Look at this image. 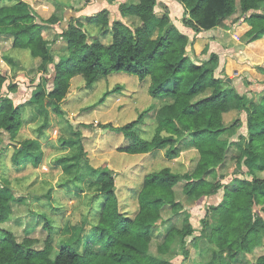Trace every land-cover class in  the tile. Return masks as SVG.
<instances>
[{"label":"trees","instance_id":"1","mask_svg":"<svg viewBox=\"0 0 264 264\" xmlns=\"http://www.w3.org/2000/svg\"><path fill=\"white\" fill-rule=\"evenodd\" d=\"M176 1L188 14L184 25L196 35L217 28L235 13L237 6V0ZM157 5L158 0H128L120 6L122 18L113 22L107 9L70 21L59 34L60 48L54 46L57 42L45 38L44 29L58 24L61 17L53 15L49 21L37 22L32 11L6 16L13 26L14 48L29 50L32 58L40 61V71L46 69L47 63L53 67V89L38 92L35 102L49 98L53 111L62 116L60 103L68 96L73 80L81 78L91 87L115 73L134 75L149 82V95L162 100V105L147 109L137 120L116 128L127 141L121 150L130 155L161 150L165 157L174 158L180 153L177 143L186 140L198 150L200 158L192 172L178 174L163 168L147 174L134 217L127 216L120 207L113 170H99L97 191L101 207L98 217L95 212L97 222L93 223L95 244L88 241L84 253L76 245L81 244L80 237L76 243L55 251L53 224L38 212L33 214L43 223L47 235L42 246L36 245L40 239L30 236L34 227L27 228L22 239L5 227L20 221L14 204L23 205L26 200L16 198L0 178V264H101V257L113 264H169L168 258L152 256L131 241H143L149 250L165 223L163 213L167 207L174 217H183L182 227L177 226L178 221L164 225L159 249H181L187 258L188 238L195 228L184 201L177 198L175 188L180 184L192 204L223 190V200L210 209L211 218L202 220L201 234L208 245L202 247V253L209 256L205 264H264V253L254 261L249 259L257 248L264 247V176L255 174L256 169L264 172V90L258 98L240 93L228 76H218L220 58L216 53L200 62V57L208 53V41L197 40L194 45L195 40H190L169 18L157 17ZM240 7L245 18L236 28V38L243 39L244 48L235 51L233 67L253 72L264 66V0H240ZM107 31L112 34L110 44L103 38ZM5 89L13 92L17 85L0 73V135H15L23 124L22 110ZM109 94L110 91L105 96ZM154 109L157 123L149 134L139 124ZM233 112L247 114V137L238 133L242 127L239 117L231 123L226 121L227 114ZM64 144L76 148L73 159L79 160L77 167L88 166L82 140L67 138ZM29 145L23 146V154H27ZM5 147L1 142L0 148ZM228 160L241 169L243 177L233 176L225 183L226 174L222 171ZM255 206H260L263 214H251ZM211 220L218 224H211ZM174 243L178 245L172 246Z\"/></svg>","mask_w":264,"mask_h":264},{"label":"rangeland","instance_id":"2","mask_svg":"<svg viewBox=\"0 0 264 264\" xmlns=\"http://www.w3.org/2000/svg\"><path fill=\"white\" fill-rule=\"evenodd\" d=\"M126 2L128 0H0V73L8 76L9 81L17 85L15 91L5 89V93L21 107L23 121L17 134L0 135V143L4 142L6 145L5 148H0V178L2 184L11 187L16 198L26 200V204H14L15 216H19L20 221H14L5 227L14 230L20 239L27 235V228L34 227L30 236L40 239L41 242L36 244L37 246H42L47 235L43 223L33 212L41 213L51 220L55 230L52 244L55 251L76 243L78 237L81 238V244L76 245L81 253L85 252L88 241L95 244L93 223L97 222L95 212L97 216L101 207L97 176L102 168L113 170L120 207L127 216L134 217L139 208L138 194L147 174L163 168H170L178 174L192 172L198 164L200 154L194 145L186 140L177 143L180 153L174 158L165 157L161 150L137 155H130L121 150L127 145V141L124 134L116 128L137 120L145 110L162 105V100L149 95V82L140 81L134 75L115 73L98 80L91 87L81 78L73 80L68 96L60 103L64 113L62 116L53 111L49 98L41 102L34 101L38 92H49L53 89V67L47 63L46 69L40 71V61L34 60L29 50L14 48L13 26L6 16L15 12L32 11L37 22L49 21L53 15L61 17L62 21L58 24L47 25L44 29L45 38L51 43L57 42L54 46L60 48L62 45L59 34L62 29L70 21L84 19L83 10L94 14L107 9L113 22L122 18L120 6ZM156 15L159 18H169L190 40H195L194 45L197 40H207L208 53L200 57L199 61L205 62L211 53H216L220 58L218 76H228L239 92L249 98L259 97L264 90V66L254 69L253 72L232 67L235 51L244 48L243 39L239 41L236 38V28L245 18L240 0H237L236 11L232 16L217 28L201 32L199 35L184 25L188 14L176 0H158ZM103 38L110 44L111 31H107ZM188 50L190 51V47ZM118 87L121 89H117ZM109 91L110 94L105 96ZM103 97L104 101L100 102ZM154 114L155 109L139 124L149 134L153 130L152 126L157 123ZM47 117L49 125H46ZM238 117L242 121L238 133L247 137L246 113L227 114L226 121L231 123ZM73 137L82 140L87 167H77V162L79 165L80 162L73 159V155L77 154L76 148L64 144L67 138ZM28 143V152L23 154V146ZM243 171L246 172L247 169L244 167ZM241 172L233 161L228 160L222 171L226 174L223 182H230L233 176L242 178ZM255 174L264 176V172L257 169ZM248 176L252 178L251 174ZM175 191L177 198L184 201L185 210L190 211V220L195 228L194 234L187 242L190 255L185 258L181 249L168 252V247L159 249L164 240V225L178 221L177 226L182 227L183 217H174L169 207L164 210L165 223L161 225L149 250L143 241H131L152 256L159 259L161 256L168 258L169 264H205L209 256L202 253V247L208 246L201 234L202 220L211 218L210 209L223 200V190L215 195L203 197L193 204L182 193V184L177 185ZM251 214L260 215L263 212L260 206H255ZM211 224L218 223L211 220ZM67 228L69 232L66 231ZM177 245L174 243L172 246ZM198 246L200 248H196ZM262 253L264 247H259L249 259L254 261ZM99 262L113 264L104 257H101Z\"/></svg>","mask_w":264,"mask_h":264},{"label":"crops","instance_id":"3","mask_svg":"<svg viewBox=\"0 0 264 264\" xmlns=\"http://www.w3.org/2000/svg\"><path fill=\"white\" fill-rule=\"evenodd\" d=\"M83 11H84L83 13L85 16L92 15L91 12H88V10H83ZM232 67H233V61H232Z\"/></svg>","mask_w":264,"mask_h":264}]
</instances>
